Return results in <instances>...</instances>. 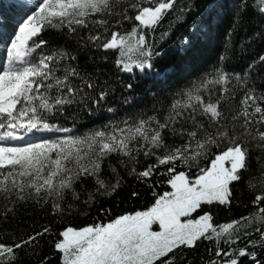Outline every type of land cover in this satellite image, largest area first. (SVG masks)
<instances>
[{
  "label": "snow or ice",
  "instance_id": "1",
  "mask_svg": "<svg viewBox=\"0 0 264 264\" xmlns=\"http://www.w3.org/2000/svg\"><path fill=\"white\" fill-rule=\"evenodd\" d=\"M15 7L12 15L7 7H0L5 18L0 20V209L4 215L29 204L41 210L50 204L58 217L79 211L77 183L85 191L82 203L91 207L98 197L117 194L123 183L119 165L148 185L150 198L119 212L100 207L91 222L62 227L54 242L60 264H184L183 250L202 239L215 245L214 256L203 264H239L244 256L255 259L257 247L264 248L261 157H256L261 162L259 178L247 180L250 190L260 187L250 201L253 209L224 222L215 221L212 209L231 205L234 183L250 170V150L264 152V90L257 88L253 75L264 82L257 69L264 65V54L240 72L226 68L234 52V32L248 12L264 16V0H239L217 61L182 87L158 90L152 94L153 103L145 107H135L138 84L118 76L121 90L134 95H124L118 107L108 106L116 87L110 77L101 78L107 74L91 53H101L99 60L107 61L103 53L113 50L118 72L139 69L136 76L147 94L149 84L167 78V70L156 67L164 50L157 52V41L149 36L169 12L173 13L170 25L183 21L194 7L193 0H186V5L185 0L179 5L177 0H18ZM218 15L217 6L210 4L200 19L194 18L180 50L207 38ZM46 29L58 33L65 43L42 38ZM168 31L161 33V39ZM256 35H264V30ZM69 40L75 41L74 48L68 46ZM81 52L88 54L91 70L79 64ZM237 92L243 93L238 106ZM84 119L91 127L78 126ZM69 120L70 126H65ZM141 155L154 163L141 166ZM86 178L94 187L84 188ZM69 194L72 202L65 204ZM139 196L130 193L132 198ZM51 231L48 225L26 239L0 242V264H16L22 247L34 245L37 237ZM242 238L247 240L243 247L237 243Z\"/></svg>",
  "mask_w": 264,
  "mask_h": 264
},
{
  "label": "trees",
  "instance_id": "2",
  "mask_svg": "<svg viewBox=\"0 0 264 264\" xmlns=\"http://www.w3.org/2000/svg\"><path fill=\"white\" fill-rule=\"evenodd\" d=\"M180 2L181 0H177V5ZM238 2L239 0H193L194 7L185 14L183 21H174L170 25L173 15L172 12H169L162 19L160 26L155 29L154 35L149 36V39L157 41L155 45L157 52L164 50L165 54L156 60V67L162 71L167 70V78L157 79L154 81L155 86L149 84V92L147 94L143 91L145 85L140 83L139 78L136 76V73H139L138 69L133 73L118 72L113 63L115 58V52L113 50L103 53L109 57L107 61L99 60L101 53L93 50L91 54L97 57L98 66L107 74V76L101 78L110 77L116 87L114 96L109 97L110 104L108 106L118 107L123 103L124 95H134L133 93L123 92L121 90L120 84L116 81L117 76L125 82L138 84L136 88L138 95H135L137 104L135 107H145L153 103L152 94L158 93V90L162 89L167 91L182 87L187 81L198 76L201 72L206 71L209 66L217 61L219 53L224 48L228 29L232 27L233 10ZM17 3L14 0H0V7H7L9 15H12L16 11L15 6ZM210 4H215L219 11V15L214 21L215 26L212 33L202 41L194 43L192 47L181 51L180 42L184 36L189 35L190 25L194 18L200 19L206 13ZM129 14L134 15V12L130 10ZM3 19L5 18L0 16V20ZM131 23L130 21L125 22V26L130 28ZM169 26H171V31H168ZM262 30H264V16L254 11L245 14L242 22L232 36L231 46L234 52L231 59L226 63L228 71L240 72L247 67V64L251 60L264 54V35H256ZM165 31H168V35L161 39V33ZM40 35L45 40L61 44L65 43L64 38L51 29H46ZM250 37L251 39H249ZM68 46L74 48L75 41L69 40ZM87 55L83 52L78 53V62L81 67L87 66L91 70L92 62L87 60ZM257 69L261 74H264V65H257ZM253 75L256 78L257 88L264 90V82L255 73ZM242 95V92H237L235 97V104L237 106ZM124 107L127 109V106ZM221 107L226 108V104H222ZM118 115H123V112H119ZM96 122L99 123L100 121ZM70 124L71 121L69 120L65 126H70ZM78 126L91 127V123L87 119H84L78 122ZM258 156L261 157V162H264V152H261L259 148L250 150L248 161L250 170L243 173V179L238 184L234 183L235 193L231 205H217L213 207L212 211L216 222L237 219L240 216L247 215L253 209L250 201L254 198V191H259L260 187L257 185L254 191L250 190L247 185V180L249 177L259 178L261 162L257 161L256 157ZM116 159L117 157L114 156L113 163L116 162ZM140 160L141 166H145L146 163H154V159L145 161L143 155H141ZM117 168L123 177V183L116 195L104 199L98 197V202L88 207L82 203L85 199V191L81 190L80 184L77 183L76 187L80 192V197L75 203L78 205L79 211L65 213L63 217H58L53 213L50 204L43 210L31 204L27 206L21 205L17 208L15 214L9 212L6 216L2 209H0V242L11 243L14 238L17 241L20 238L26 239L33 232H40L42 227L51 225V233L37 237V242L34 245L25 246L19 250L16 264H40L41 261H44L45 257H48L45 264H60L59 255L54 249V242L57 239L56 233L62 227L67 226L69 223L72 226H82L86 221L91 222L92 218L98 214L100 207L111 208L113 212H119L125 208H133L145 203L151 196V189L148 185L137 181L134 176L127 175L126 171L120 168L119 165H117ZM105 175L107 176L108 173L105 172ZM155 179L156 177H153V183ZM92 187H94L93 182L86 178L84 180V188L90 189ZM132 191L139 192V198L130 197ZM70 202H72V197L69 194L65 204ZM85 211L88 212L87 216L81 214ZM253 238L258 239V234L253 233ZM237 243L243 247L246 245L247 240L242 238ZM221 247H224V245L221 244ZM214 248V242L203 239L198 241L191 249L186 248L183 250L185 257L184 264H189V261L191 264H203L204 261H208L214 256ZM256 251L257 256L255 259L249 256L240 257L239 264H264V248L257 247Z\"/></svg>",
  "mask_w": 264,
  "mask_h": 264
},
{
  "label": "rangeland",
  "instance_id": "3",
  "mask_svg": "<svg viewBox=\"0 0 264 264\" xmlns=\"http://www.w3.org/2000/svg\"><path fill=\"white\" fill-rule=\"evenodd\" d=\"M14 1H16V2H18V0H14ZM139 70V69H138ZM140 71V70H139Z\"/></svg>",
  "mask_w": 264,
  "mask_h": 264
}]
</instances>
